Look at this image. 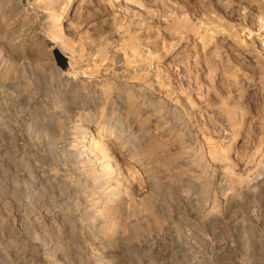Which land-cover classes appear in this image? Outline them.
I'll use <instances>...</instances> for the list:
<instances>
[{"label": "rangeland", "instance_id": "374dc122", "mask_svg": "<svg viewBox=\"0 0 264 264\" xmlns=\"http://www.w3.org/2000/svg\"><path fill=\"white\" fill-rule=\"evenodd\" d=\"M0 264H264V0H0Z\"/></svg>", "mask_w": 264, "mask_h": 264}, {"label": "water", "instance_id": "95a60500", "mask_svg": "<svg viewBox=\"0 0 264 264\" xmlns=\"http://www.w3.org/2000/svg\"><path fill=\"white\" fill-rule=\"evenodd\" d=\"M53 57L56 65L62 70V72L72 71L70 58L60 48L54 47L52 49Z\"/></svg>", "mask_w": 264, "mask_h": 264}, {"label": "bare ground", "instance_id": "6f19581e", "mask_svg": "<svg viewBox=\"0 0 264 264\" xmlns=\"http://www.w3.org/2000/svg\"><path fill=\"white\" fill-rule=\"evenodd\" d=\"M92 142V140H89V141H87V144H88V146L87 147H89L90 148V143ZM86 147V146H85ZM78 155H80V156H82V157H88L89 155H90V151H89V149L87 148H84V149H81L80 151H79V154ZM95 160V159H94ZM93 160V161H94Z\"/></svg>", "mask_w": 264, "mask_h": 264}]
</instances>
